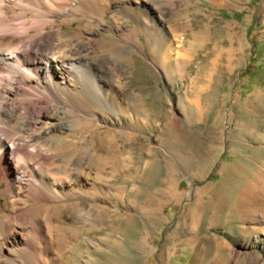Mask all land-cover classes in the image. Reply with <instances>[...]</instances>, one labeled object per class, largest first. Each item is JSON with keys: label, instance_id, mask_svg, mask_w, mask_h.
<instances>
[{"label": "rangeland", "instance_id": "374dc122", "mask_svg": "<svg viewBox=\"0 0 264 264\" xmlns=\"http://www.w3.org/2000/svg\"><path fill=\"white\" fill-rule=\"evenodd\" d=\"M107 1L110 7L115 2ZM132 1L135 9L154 0ZM223 1L159 0L163 12L156 15H164V28L172 33L162 39L161 49L144 34V24L139 28L138 18L117 19L114 7L104 16L91 15L112 34L102 45L130 68L118 97L128 106L133 96L130 113L106 110L88 118L85 110L61 101L38 102L40 90L29 87L34 96L23 99L30 123L0 111L12 136L13 129L17 134L24 127V136L40 132L38 111L51 101L88 119L77 124V140L67 135L64 145L70 152L64 158L88 152L85 164L59 168L54 162L61 163L63 150L40 160L45 171L53 165L54 173L35 181L40 187L34 185L40 192L33 201L40 208L36 219L19 217L32 173L20 189L9 190L0 180V264H210L219 242L264 258V234L244 238L234 211L246 183L264 166V0ZM31 15L28 8L27 18ZM11 16L0 18V26L11 23ZM78 23L65 27L72 31ZM122 34L133 52L115 47H124ZM170 48L180 54L172 61L173 78L164 66ZM10 88L0 86V102ZM54 180L65 188L47 190ZM218 201L227 205L217 209ZM34 235L40 250L32 254Z\"/></svg>", "mask_w": 264, "mask_h": 264}, {"label": "bare ground", "instance_id": "6f19581e", "mask_svg": "<svg viewBox=\"0 0 264 264\" xmlns=\"http://www.w3.org/2000/svg\"><path fill=\"white\" fill-rule=\"evenodd\" d=\"M39 1L40 7L35 5L34 0H0V18L6 15L4 19H9L11 13V19L17 23V26L13 21L0 26V86L11 85L6 93L9 96L4 95L5 99L0 102V111H5L6 114L19 120V123L23 120L25 123L27 121L30 123L28 120L30 112L26 110L24 106L26 101L23 99L24 96L30 98L34 96L27 91L29 87L40 90V100L36 98L38 102L42 103L44 101L42 99L45 98L61 101L67 106L76 107L80 112L85 110L88 118H96L106 110L118 111L122 115L130 113V109L134 107L130 104L133 96H128V106L118 98L119 90L128 85L124 78L130 68L123 63V59H115L113 55H110L113 52L102 45L103 41L110 39L112 34L104 26L94 24L90 17L98 13L104 16L114 7L112 10L114 13L118 10L115 14L117 19H120L123 14L140 19L139 28H142L140 25L144 24L147 28L144 34L148 33L152 36L158 49H161L162 39H169L172 33L164 28V15L160 17L156 15L159 11L163 12L159 0H154L152 5L147 3L135 9L132 0H115L111 7L107 0ZM229 1L224 0L223 3L228 5ZM28 8L32 11L29 18H27ZM18 9L20 10L17 12ZM39 9L40 12H36ZM35 12L36 15H34ZM73 15L78 16L73 17ZM75 21L79 23L72 31L65 27ZM152 23L153 26H151ZM0 24H2L1 21ZM48 25H52V29H48ZM184 27L187 26H180L182 29ZM181 35L178 36L183 40L184 36ZM120 38L125 41L123 34ZM114 41L120 43L118 39ZM124 43V47L120 45L115 47L126 48L133 52L132 43L128 40ZM104 49L109 52L102 55ZM170 51V61L165 59L164 66L167 75L173 78L175 68L172 61L179 59L180 54L173 48H170ZM20 84L23 91L20 90ZM57 106L51 101L46 103L45 110L40 108L38 112L41 131L29 133L27 136L22 135L27 130L25 127L17 134L13 129L14 135L12 136L10 130L12 128L9 129L7 124L0 120V180L7 183L9 190H14L17 187L21 188L27 172L33 175L30 179V184H33L32 190L23 198L25 207L19 214L22 220L36 219L40 214L38 212L40 208L33 203L34 200L38 201L40 198V192L34 188V185L39 178L40 183L45 182V173L48 171L43 169L44 166L40 160L47 159L46 154L55 150H63V156L60 157L61 163L54 162L63 169L75 166L76 163L85 164V158L88 155V152L79 151L77 157L79 162L74 158H64L70 153H67L68 150L64 148L68 142L67 135L68 137L73 135V140H77L76 131L80 129L77 124L83 125L88 122V119L81 114L74 116L68 109H61ZM131 116L134 118L135 115ZM136 122L138 123V118ZM127 135L131 139L134 138L133 135ZM8 139L12 143L11 148L8 147ZM260 139L264 141V134ZM31 160L37 164L39 171H36L30 164ZM50 170L49 176L54 173L53 165ZM56 181L48 182L45 185L47 190L52 191L56 187L65 188L62 181L58 180L57 183ZM218 202L220 206L217 203V209L227 205V202ZM78 208L80 204L77 205ZM234 211L239 218L244 238L248 235L257 236L259 232L264 234V166L259 168L252 180L246 183L235 201ZM189 234H192V230L190 232L187 230V235ZM193 235L190 239L194 241L196 236L194 232ZM256 242L254 240L252 244ZM29 243L30 253L34 254V250L39 252L40 238L34 235V239L29 240ZM1 248L3 247L0 244V251ZM210 264H264V258L259 257L256 252H243L233 248L227 242H219Z\"/></svg>", "mask_w": 264, "mask_h": 264}]
</instances>
